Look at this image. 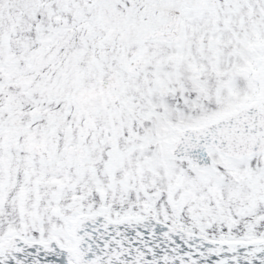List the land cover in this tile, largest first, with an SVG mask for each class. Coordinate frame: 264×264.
<instances>
[{
    "label": "snow or ice",
    "instance_id": "snow-or-ice-1",
    "mask_svg": "<svg viewBox=\"0 0 264 264\" xmlns=\"http://www.w3.org/2000/svg\"><path fill=\"white\" fill-rule=\"evenodd\" d=\"M0 264H264V0H0Z\"/></svg>",
    "mask_w": 264,
    "mask_h": 264
}]
</instances>
